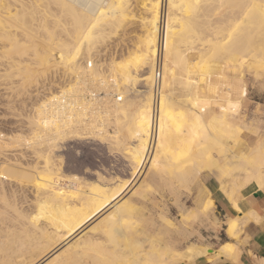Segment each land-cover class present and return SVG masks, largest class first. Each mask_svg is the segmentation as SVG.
<instances>
[{
  "label": "bare ground",
  "instance_id": "1",
  "mask_svg": "<svg viewBox=\"0 0 264 264\" xmlns=\"http://www.w3.org/2000/svg\"><path fill=\"white\" fill-rule=\"evenodd\" d=\"M133 5L132 0H0L1 80L10 85L17 82L22 93L32 85L29 82L37 84L47 76L55 60L91 77L106 92L105 99L87 100L80 94L81 83L76 82L59 95L49 93L27 114L28 134L9 135L0 142V156L5 157L0 159V264H182L195 257L196 245L182 251L171 237L153 239L146 216L130 200L117 206L127 188L93 187L59 173L62 160L55 159L54 151L68 139L99 137L112 150L127 152L135 171L147 167L163 181L176 182L186 190L202 171L217 170L219 191L238 211L234 192L264 185V138L249 154L235 158L229 143L238 141L236 122L210 107L189 108L178 102L176 92L178 86L190 84L195 69L218 86L227 80V72L264 67V0H141V33L134 52L125 61L112 56L99 64L93 56L105 52L96 49H106V43L126 27ZM159 61L160 91L155 104ZM148 68H153L154 76L141 80L147 92L140 100H127L128 84L135 86ZM130 139L134 144H129ZM23 145L42 158L44 167L36 166L39 161L24 166L15 158L17 153L10 158L9 152ZM243 158L247 166L240 163ZM11 182L32 184L33 209L19 206V196L7 188ZM140 188H150L146 178ZM112 204L116 209L89 227L91 232L87 229V234L59 251L68 238L105 216ZM214 207L215 201L209 198L204 210L209 221L219 224L211 215ZM188 215L199 218L194 210ZM243 220L229 218L227 234L237 237L230 229L234 224L238 230ZM228 246L234 249L232 244L223 248Z\"/></svg>",
  "mask_w": 264,
  "mask_h": 264
},
{
  "label": "rangeland",
  "instance_id": "2",
  "mask_svg": "<svg viewBox=\"0 0 264 264\" xmlns=\"http://www.w3.org/2000/svg\"><path fill=\"white\" fill-rule=\"evenodd\" d=\"M132 3L134 4V13H132V16H135L133 20L132 16H130L129 19L132 21L129 20L130 22L127 23L126 27L119 31L118 36L106 43V49H103V46L96 49L105 52L102 54H94L93 58L96 59V62L100 61L99 64H106L110 61L112 56L125 61L130 57L132 52H134L137 36L141 33L139 20L143 10L141 7V0H137L136 3L135 0H132ZM50 64L47 76L40 77L39 81H36L38 82L37 84H35V81L29 82V84L32 83L30 86L27 85L29 93L26 92L28 89L22 91V93L18 92L16 88L17 82H14L13 85L11 83L10 85V83L7 84L9 81H4L5 78H3V80H1L2 78L0 79V86L2 85L0 87L1 143L7 141L8 137L11 135L16 136L23 133L25 136L28 134V126H26L28 125L26 123L27 114H31V112L35 111L39 102H42L45 96H50L49 93L59 95L62 89H68L77 82L81 83L80 87L83 89V92H80V94L85 95L87 100L91 98L105 99L106 92L98 88L91 77L84 74L79 75L76 70H68L63 64L55 60ZM194 72L193 80L189 85L177 87L178 102L181 104L184 103L183 105L197 110L210 107L217 112H224L232 121L234 120L236 122L234 125L237 126L236 128L239 134L237 143H229V147L234 150V157L236 158L237 155L239 156L244 153L249 154L260 138H264V67L256 70L244 66L241 69L227 72V80L223 82V85L221 84L222 86L220 83L216 86L213 81L208 80L206 73L203 71L195 69ZM150 74L154 76L153 68L145 69L141 74L142 78L138 79L139 81L135 86L134 84H128L129 88L124 97L129 101L140 100L142 94L148 90V87H146L145 83L141 80H144V78ZM78 75L79 77H77ZM16 80L15 78L14 81ZM10 88L14 90L12 91ZM88 90L90 91L88 92ZM21 96L22 98H20ZM110 96L116 99L115 96L109 95L108 97L110 98ZM72 97L73 96H71V98ZM98 106L101 107V105ZM17 120L21 122L18 123ZM107 128L109 132H113L111 126ZM13 133L15 135H13ZM84 137L82 139H68L59 143L58 148L54 151L56 156L55 159L62 160L60 164L61 171H59V173L70 178H79L88 185L93 184V187L106 184L108 187L122 185L124 189L127 188V191L122 196L123 198L121 197L120 201L117 203V206L130 200L139 210V214L146 216L147 228L153 239L171 237L179 242L178 248L182 251L188 249V247L192 245L198 247L196 251L194 250L195 257L185 263H190L201 256H208L202 255L201 253L199 255L198 252L209 249V252L212 253L213 249L211 247H214V244H219L226 240L230 242L234 239L231 236L227 239L224 237L223 232L221 233L223 224H220L219 220L215 217V215H217L216 207H214V211L211 215L217 219L219 224H214L212 221H209L211 219L207 217V213H205L204 210L205 203L209 198L215 201L214 193L216 189L219 190V181L221 179L219 171H202L191 184L190 189L186 190L179 187L176 182L170 183L169 181H163L147 167H143L140 172L138 170L135 171L130 158L127 156V152L112 150L110 144L101 141V139L99 140V137L95 136L96 138H94L89 135ZM129 144L132 145L134 142L130 139ZM26 148L27 147L23 145L17 148V151L13 149V152H9V154L12 155H10V158L13 159L14 155L17 153L15 158L18 157V160L24 164V166H35L37 161H39L36 166L40 168L44 167L41 160L42 158H39L38 155L36 156L33 152L31 153L30 149ZM0 157V159H2L4 156ZM240 163L242 166H247L245 158L240 160ZM144 178L147 179L150 188H140V184ZM234 178L237 177L234 176ZM11 183V186L8 184L7 188H9L8 190H12L14 195H17L15 196L16 198L19 196V199H17V202H21L19 206H24L25 209H30V207H32L31 209H33L36 202H34L35 192L32 184L27 183L28 185L18 186L15 182ZM67 185H69V183H67ZM244 189H246V187H242L239 192ZM15 192H17V194ZM239 192H234V197H236V195L238 197ZM113 205L114 204L109 207L105 216L93 220L92 223L90 222L87 228L78 236L75 235L68 238L64 243L65 246L62 244L59 251L61 252L69 243L72 244V242H75L79 237L87 234L90 228L92 229L96 224H99L104 217L116 209V204ZM192 210L198 214L199 218L197 220L189 217L188 213L192 212ZM241 227L242 226H239L238 228V236L236 237L238 239L240 237ZM225 249L226 248H224V250Z\"/></svg>",
  "mask_w": 264,
  "mask_h": 264
},
{
  "label": "crops",
  "instance_id": "3",
  "mask_svg": "<svg viewBox=\"0 0 264 264\" xmlns=\"http://www.w3.org/2000/svg\"><path fill=\"white\" fill-rule=\"evenodd\" d=\"M215 207L217 215L215 217L223 224L221 233L229 239L226 232V222L229 218H243L240 225V237H232L230 242L225 241L214 244L213 252L208 256H201L190 263L184 264H263L264 262V185L256 189L252 185L239 192L235 197L240 211L233 209L232 203L225 194L218 189L215 190ZM255 215H254V214ZM250 214L251 220H247ZM244 216V217H243ZM257 218V219H256ZM258 220V221H257ZM232 244L235 251L226 252L224 246Z\"/></svg>",
  "mask_w": 264,
  "mask_h": 264
},
{
  "label": "built area",
  "instance_id": "4",
  "mask_svg": "<svg viewBox=\"0 0 264 264\" xmlns=\"http://www.w3.org/2000/svg\"><path fill=\"white\" fill-rule=\"evenodd\" d=\"M159 50L161 51L162 49V39L160 40L159 44ZM160 76H161V64H160V61H159V64L156 68V86L154 88V102L156 104L157 100H158V97H159V79H160Z\"/></svg>",
  "mask_w": 264,
  "mask_h": 264
},
{
  "label": "snow or ice",
  "instance_id": "5",
  "mask_svg": "<svg viewBox=\"0 0 264 264\" xmlns=\"http://www.w3.org/2000/svg\"><path fill=\"white\" fill-rule=\"evenodd\" d=\"M230 232L233 234V235H237L238 236V230L236 229V226L233 224L232 225V228L230 229ZM226 252H229V253H232L235 251V249H233L231 246H228L226 249H225Z\"/></svg>",
  "mask_w": 264,
  "mask_h": 264
}]
</instances>
